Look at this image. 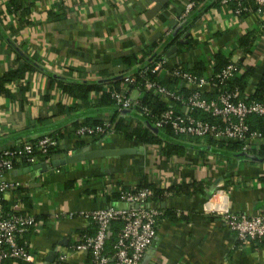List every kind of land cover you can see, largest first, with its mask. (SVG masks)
<instances>
[{"label":"crops","instance_id":"crops-1","mask_svg":"<svg viewBox=\"0 0 264 264\" xmlns=\"http://www.w3.org/2000/svg\"><path fill=\"white\" fill-rule=\"evenodd\" d=\"M9 1L0 0V77L18 68V54L32 62V69L5 86L8 94L0 93V150L47 136L68 124L69 116L60 113L59 106L64 104L78 107L72 109L78 123L86 118H111L113 109L95 108L101 91L89 93L85 101L66 98L52 80L99 82L106 89L108 81L120 75L122 57L144 58L149 53L146 63L153 53L162 51L160 46L167 38L179 35L178 41H190L188 48L168 47L164 55L171 65L191 68L202 60L211 73L213 56L221 53L252 67L254 73L243 91L246 97L253 94L264 74V9L238 19L231 4L209 0L182 30L186 18L181 14L188 0H32L30 12L21 18L9 12ZM60 9L66 12L65 20L48 19V11ZM249 33L255 41L245 55L238 40ZM129 66L135 71L143 65L137 60ZM129 93L132 98L140 97L137 89ZM129 124L134 127L137 122L131 118ZM74 140L61 141L64 154L49 164L39 160L31 166L19 165L9 174L23 187L8 195L6 207L19 200L39 216L35 227L23 236L38 260L47 261L48 254L60 245L67 252L66 264H89L86 254L70 249L76 236L91 225L80 212L108 207L101 195L108 184L133 189L146 181L173 190L162 200L141 204L165 210V215L140 264H264V245L240 239L218 214L226 209L264 214V159L248 154L255 145L252 139L237 154L241 158H223L206 150L204 140L180 154L165 155L155 146L114 133L85 149L133 148L135 152L54 166L53 160L67 157L65 149L73 147L72 155L78 153ZM42 164L45 168L36 167ZM22 194L29 196L31 206ZM114 206L126 204L116 202Z\"/></svg>","mask_w":264,"mask_h":264},{"label":"built area","instance_id":"built-area-1","mask_svg":"<svg viewBox=\"0 0 264 264\" xmlns=\"http://www.w3.org/2000/svg\"><path fill=\"white\" fill-rule=\"evenodd\" d=\"M248 1H251L257 7L253 13H262L264 0H221V4L229 5V3L234 2L237 5L234 15L235 18L239 19L242 12L249 10L248 6L245 5ZM193 8L194 2L192 0L185 2L181 18H187ZM235 70L236 66L231 63L219 74L206 73L199 76L190 71L185 64L171 65L169 59L165 56L151 63V65L141 67L139 70L140 75H145L147 72L158 73L160 79L164 81L168 77H176L179 79L180 85L192 91L188 98L183 101L185 107L182 110L174 111V109H170L166 111L152 126L159 128L169 124L180 134H195L197 136L212 134V137L219 140L242 139L245 134H249L253 141L258 139L260 134L255 131L249 132L246 119L250 115H264V101L247 103L236 101V93L219 90V84L225 78L232 76ZM134 79L130 76L124 78L127 83ZM146 87L148 91H152V94L158 95L167 101L180 98L175 91L160 83L146 82ZM129 92L130 90L126 88L124 92L114 91L113 93V98L122 111L133 110L139 105L138 99L132 98ZM206 92H216L218 95L214 99H209L203 96ZM193 109H199L205 113L225 118L229 123L225 128L210 125L208 122L192 116ZM105 126L111 128V124L108 122L105 123ZM111 130L107 133L108 136L114 135ZM102 131V128L95 129L82 126L78 129V134L80 138L87 140L88 135ZM17 144V146H20L17 149L3 148L0 150V264H4L8 259H11V264H20L22 261L30 264H66L67 252L60 245L54 247V258L51 262L38 260L32 251L21 245L20 238L22 234L36 224L35 214L25 209L19 200L12 201L9 207L4 204L12 191H17L23 187L21 182L9 176L10 172L14 170V164L21 162L24 157L30 165L39 160L49 164L51 159L48 155L46 156L47 147L60 145L61 142H58L54 136H44L37 139L35 143L26 140ZM35 147L41 151V155L33 154ZM72 148L65 149L67 157L72 155ZM112 192H121L123 202L132 205V207L108 206L103 209L81 211V216L90 221H95L97 230L92 235L87 233L78 234L70 249L86 254L90 258L89 264H111L112 261L114 264H140L145 252L152 243L163 212L161 209L149 205H141L145 203L150 195V191L147 189L124 192L119 185H106L103 194ZM103 194L101 195L104 196ZM135 204L140 206L135 208L133 207ZM218 214H220L221 221L226 227L236 233L240 239L260 240L264 238V214L247 215L245 213H233L227 209ZM54 218H58L57 215ZM115 221H120L122 227L114 245L115 251L113 255H110L106 247L112 237V224Z\"/></svg>","mask_w":264,"mask_h":264},{"label":"trees","instance_id":"trees-1","mask_svg":"<svg viewBox=\"0 0 264 264\" xmlns=\"http://www.w3.org/2000/svg\"><path fill=\"white\" fill-rule=\"evenodd\" d=\"M192 1L194 2V8L186 18V23L185 25H183L182 30H186L191 25L192 21L195 19V17H197V14L201 12L202 8L207 6V2L209 0ZM216 3L221 4V0H217ZM9 4V12L12 11L13 13H17L20 15L21 18L25 17L30 12L31 7L33 6V1L10 0ZM229 4H231L234 10L237 9V5L234 2ZM245 5L248 6L250 11L248 10L242 12L240 15L241 18L245 17L250 12H255L257 9L256 5H254L251 1L245 3ZM47 17L48 19H52L54 21L59 22L65 20L66 12L63 9H60L59 11L50 10L48 11ZM178 38L179 35L167 38L163 42L162 46H160L162 51H160V53L158 54L156 52L153 53V55L148 60H146V63L145 57L148 56L149 53L143 54L145 55L144 58H138L135 55H128L122 57L119 61L124 66L120 69V75H116L112 79H110L108 81V88L106 89H103V84L99 82L66 81L63 78H59L58 80H56V78H52V82H54L62 90L63 95H65L66 98H73L85 101L88 98L89 93H96L101 91L100 97L96 98L95 100V108L101 106L109 107L110 109H113L114 113L113 116L107 120L86 118L83 122L78 123V121L74 120V116L72 115L73 110L78 107L71 108L64 104L62 106H59V108L61 114H66L67 116H69V119L66 122L68 124L49 133L47 136H54L58 140V142L68 139H75L74 150L75 152H81L89 145L95 144L103 140L107 136V133H109V130L112 129L111 131H113L115 134L123 135L129 141L155 146L160 149L163 153H165V155L180 154L188 147H192L193 145H195L198 141L204 140L206 142V145L209 147L206 148V150H214L216 151L215 153H217L223 158H241V155L237 156V154L239 153L240 149H243V147L248 144V142L252 141L250 139L249 134H245L242 139L219 140L212 137V134H206L204 136H197L195 134H180L177 133L169 124H165L159 128L153 127L154 123L159 120L166 111L170 109H174V111L182 110V108L185 107L183 101L188 98L192 91L189 90L187 87L180 85L179 79L176 77H168V79L164 81L160 79L158 73L147 72L145 75H140L139 70L141 67L136 69L135 71H131L129 69V65L136 62L137 60L140 61L143 66L151 65V63L163 57L165 51L170 45L178 44L179 46H184L185 48H188L190 46L189 40L185 44L184 41H178ZM254 41L255 36L252 33L240 37V39L238 40V45L243 48V54L247 55L248 53H250L251 45ZM17 58L19 61L18 68L0 77V93L8 94L9 92L6 91L5 86L15 80L22 79L25 73L32 69V62L27 57L18 54ZM213 62V69L211 72L213 74H219L231 63L236 66V70L234 71L233 75L228 78H225L219 84L220 91L227 90L231 93H236V101H243L246 103L251 101H264V74L253 94L246 97L243 94V91L246 87L247 80L253 75L254 69L252 67L245 66L241 60L233 62L221 53H216L213 56ZM205 63L206 62L202 60L196 61L194 65L191 68L188 67V69L199 76H203L208 73ZM127 76H130L131 78L134 77L135 79L127 83L124 80V78ZM146 82H156L163 84L168 89L175 91V93L180 96V98L175 100L173 99L171 101L162 99L158 95L152 94L148 91V88L146 87ZM126 88H128L129 90H139V105L133 110L122 111L119 109L116 100L113 98V93L114 91L124 92ZM217 95L218 93L216 92H206L203 94L204 97L209 99H214ZM145 111H147V113H145ZM191 115L205 122H208L210 125H215L218 128H225L229 123V121H226L225 118L215 116L211 113H205L199 109H193ZM131 118L135 119L137 122V125H135L134 127L130 126L129 124ZM106 122L111 124V128L105 126ZM246 122L249 126V132L255 131L260 134V137L258 139L252 141L255 142V145H253V150L249 151L248 154L264 159V115H250L247 117ZM82 126L92 127L95 129L102 128L103 131L95 132L88 135V139L86 140L84 138H80V135L78 134V129ZM37 139H32L30 141L35 143ZM17 145L18 144H13L6 148L17 149L20 147ZM33 154L41 155V151L35 147L33 150ZM62 154H64V148L61 144L47 147L46 156L48 155L50 159H53L55 156H59ZM19 165L31 166L32 164L30 165V163H28L27 159L24 157L21 162L14 164V168ZM120 187L121 190H123L124 192H135L141 189L149 190L150 195L146 199L145 203L162 200L166 194L173 190V187H160L158 185L147 183L146 181H142L135 190L123 186ZM178 188L181 187L178 186ZM182 188H184V186H182ZM22 196L23 201L26 203V205L31 206L32 203L29 196H26V194H22ZM103 197L105 201L109 203V206H114L116 202H123L121 192L108 193L105 194ZM4 204L6 203L4 202ZM162 212H164L165 215V210H162ZM35 217L36 219L39 218V216ZM40 219H42L43 222L46 223V219L43 216ZM34 227L24 232L20 238V244L28 250V244L24 242L23 236L26 233L30 232V230H32ZM121 227L122 223L120 221H115L112 224V237L108 241L106 247L110 255H113L115 251L114 245ZM88 230H83L81 232L82 234L87 233L90 235L96 232L97 224L95 223V221H91V225ZM253 242L257 244L256 246H263L264 238L260 240H253ZM88 259L90 258L88 257ZM11 263V259H8L5 261L4 264ZM111 264H114V262L112 261Z\"/></svg>","mask_w":264,"mask_h":264},{"label":"water","instance_id":"water-1","mask_svg":"<svg viewBox=\"0 0 264 264\" xmlns=\"http://www.w3.org/2000/svg\"><path fill=\"white\" fill-rule=\"evenodd\" d=\"M135 152V149L133 148H121V149H84L81 152L75 153L71 156L68 157H64L61 159H56L53 160V165L57 166L59 164H65V163H77V162H81V161H85V160H89V159H94V158H99V157H110V156H116L119 154H130ZM36 167L45 168V165H37ZM140 205L139 204H135L133 205V207L138 208ZM125 207H132V205H127ZM54 258V253L53 251H51L46 260L51 262Z\"/></svg>","mask_w":264,"mask_h":264}]
</instances>
